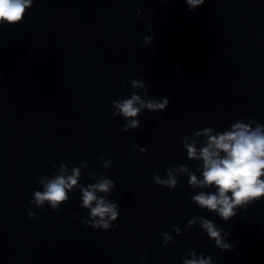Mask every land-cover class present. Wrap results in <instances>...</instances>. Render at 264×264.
Returning <instances> with one entry per match:
<instances>
[{"label":"clouds","instance_id":"clouds-1","mask_svg":"<svg viewBox=\"0 0 264 264\" xmlns=\"http://www.w3.org/2000/svg\"><path fill=\"white\" fill-rule=\"evenodd\" d=\"M34 0H0V26L7 24L14 26L23 22L27 10L33 6ZM189 11L202 6L205 0H184ZM140 10H137V18H140ZM151 24L148 25L151 30ZM154 36H146L142 47L152 44ZM135 90L132 94L112 101L113 118L123 117L126 123L122 131L140 128L139 117L144 111L151 113L161 112L168 108L169 99L149 98L146 84L139 79L128 82ZM203 138V139H201ZM188 160L201 162L196 172L190 171L188 165L181 164L179 167L173 165L166 171L167 178L153 175L156 184L176 188L179 184L178 174H186L188 184L193 189H199L190 197L192 203L200 209L215 213L223 221L228 222L240 209L247 207L261 198H264V124H260L248 118L245 121H236L226 130L217 131L213 127L196 130L191 140L188 137L182 139ZM140 153H146V147L134 146ZM101 166L108 168L110 160L101 157ZM52 177H41L38 181L42 190H36L30 201L37 208L47 206L52 211H57L62 204L69 201V193L78 190L81 194V207L88 210L89 216L81 222L93 230H109L117 227L114 222L119 217L117 203L109 200L116 188L115 181L104 174L96 175L88 172V178L93 180L87 186L80 184V178L84 170L88 168L87 161H82L79 166H73L71 170L66 163L53 165ZM205 189H215L205 191ZM30 219H38L36 213L28 212ZM79 219V214H74ZM199 223V227L208 238L215 242V246L221 252L232 251L233 243L226 242L230 233L219 229L212 221L205 217H192L184 226V230H190ZM177 236L182 235L178 226L172 229ZM163 246L175 243V237L167 232L163 233ZM182 264H213L211 257L198 254L195 250L185 253Z\"/></svg>","mask_w":264,"mask_h":264}]
</instances>
